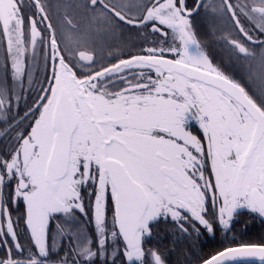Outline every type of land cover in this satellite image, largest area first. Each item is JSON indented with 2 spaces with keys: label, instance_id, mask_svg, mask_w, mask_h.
I'll return each mask as SVG.
<instances>
[{
  "label": "snow or ice",
  "instance_id": "snow-or-ice-1",
  "mask_svg": "<svg viewBox=\"0 0 264 264\" xmlns=\"http://www.w3.org/2000/svg\"><path fill=\"white\" fill-rule=\"evenodd\" d=\"M202 8L225 22L245 82L205 53ZM126 26L160 39L97 69L104 40ZM38 54L46 74L30 130L0 152V264H168L145 247L161 222L226 235L199 264H264V239H227L242 211L264 220V0H0V115L31 86ZM85 192L90 233L76 227L77 212L89 216ZM21 204L27 249L12 217Z\"/></svg>",
  "mask_w": 264,
  "mask_h": 264
},
{
  "label": "flooded vegetation",
  "instance_id": "flooded-vegetation-1",
  "mask_svg": "<svg viewBox=\"0 0 264 264\" xmlns=\"http://www.w3.org/2000/svg\"><path fill=\"white\" fill-rule=\"evenodd\" d=\"M25 4H29L30 0H24ZM50 3L55 4L56 0H49ZM204 2H209V0H204ZM212 2H218V0H212ZM189 7H192L196 0H187ZM27 14L31 15L33 9H27ZM51 14V13H50ZM194 27L197 31L198 39L201 42V45L208 55L212 63L220 67L225 74L233 76L235 79L241 82L247 80L246 73L241 65L234 59L232 56L229 47L222 39V36L226 34L224 31L225 22L215 20L209 11L201 9L200 13L194 16ZM53 22L55 23V18L53 17ZM38 28H43V25L38 24ZM159 37L156 35L148 34L146 30H137L132 27H125L121 30H118L116 33L109 35L103 42L102 47L99 50L97 57L98 63L96 68L99 69L101 64L105 67L110 66L111 64L117 63L121 58H128L129 54H137L141 49L153 46L152 41H159ZM39 49V45H38ZM258 51V50H257ZM3 58L0 57V76L3 75ZM45 61L44 56H37L34 66L32 67V84L29 86L27 81H25V92L22 94L21 99L13 102V107L10 113L0 115V127L2 132L0 134V142H5V150L9 147L15 145V137L19 131H24V134H27V131L30 130L28 127L32 121V117L29 115L26 117L29 108L33 106L34 101L36 100L41 84H44L45 77ZM50 74V69L48 70ZM11 83V81H9ZM46 86V84H45ZM250 88H256L255 84L246 85ZM193 132L199 134L196 128L193 129ZM207 175V173H206ZM9 189H5L7 193ZM85 196V205L86 211H89V216L86 218L83 214L77 212L78 224L76 227H82L85 231L89 233L92 231L88 221L91 219L90 210L87 208L89 203V198L87 192L83 193ZM94 199V197H92ZM110 205V200H109ZM21 207L24 209L21 204L18 207V210L12 208V217L14 214L20 215L19 211ZM11 208V206H10ZM25 211V210H24ZM108 217L111 218V210L109 208ZM235 223L232 228V232L227 234V239H230L232 235H235L238 239V233L241 232V237L244 238L250 232L252 225L264 224V220L260 217L248 213L247 211H242L240 215L235 218ZM252 221H256L252 223ZM62 222V220H61ZM73 231L75 227H72ZM202 234L197 236L195 233L191 235L187 234H178V237L181 239H187L188 242H197L201 245H206L210 248H218L222 245V242L225 241L226 235L220 230H217L214 235L208 234L201 230ZM54 234V233H53ZM50 229V238L49 244L52 241L51 237L53 235ZM8 246H13V241L11 237H7ZM26 244L30 246L31 236L30 232L27 233ZM69 241L62 238H57V244L61 249L63 246H68ZM122 247V245H120ZM7 250V246L3 245V238H0V255H3Z\"/></svg>",
  "mask_w": 264,
  "mask_h": 264
},
{
  "label": "trees",
  "instance_id": "trees-1",
  "mask_svg": "<svg viewBox=\"0 0 264 264\" xmlns=\"http://www.w3.org/2000/svg\"><path fill=\"white\" fill-rule=\"evenodd\" d=\"M2 131L3 130L0 127V134ZM5 146V142H0V152L5 151ZM19 212L20 215L14 214L13 220L15 221L18 217H21V219H19V225L17 226V229L19 233H26L25 222L22 218L24 216V209L21 207ZM255 222L256 221H252V223ZM56 223V221H52L50 224L52 234L55 231ZM63 226L65 227L66 231L71 227L69 225ZM178 234L179 233L175 230L171 223H158L154 225L152 236L147 240L145 247L159 249L165 254L168 264H199V256H206L215 250L214 246L213 248H210L206 245H201V243L193 241L188 242L187 239H181L178 237ZM238 235L239 240H243L245 242H259L264 239V224L252 225L250 232L244 238L241 237V232L238 233ZM64 239L68 241L67 236H65ZM51 243L52 241L50 244ZM58 246L59 245L57 244V248L54 249V254L52 256L53 262L59 257H62L65 252L68 251L69 243L68 246H63L61 249ZM117 264H120L119 259H117Z\"/></svg>",
  "mask_w": 264,
  "mask_h": 264
},
{
  "label": "rangeland",
  "instance_id": "rangeland-1",
  "mask_svg": "<svg viewBox=\"0 0 264 264\" xmlns=\"http://www.w3.org/2000/svg\"><path fill=\"white\" fill-rule=\"evenodd\" d=\"M19 225V224H18ZM17 225V226H18ZM17 226H16V232H17V240L19 241V243L21 244V245H23L26 249H27V247H29L27 244H26V238H27V233H28V229L26 228V225H25V228H26V233H19L18 232V229H17ZM55 231H56V228H55ZM55 231H54V233H55ZM62 239H64V238H62ZM65 240V239H64ZM59 247V246H58Z\"/></svg>",
  "mask_w": 264,
  "mask_h": 264
}]
</instances>
